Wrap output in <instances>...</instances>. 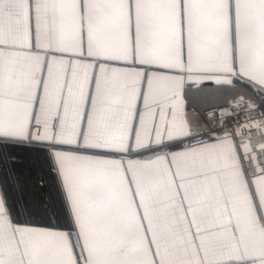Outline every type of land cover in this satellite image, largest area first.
<instances>
[{
  "label": "snow or ice",
  "instance_id": "1",
  "mask_svg": "<svg viewBox=\"0 0 264 264\" xmlns=\"http://www.w3.org/2000/svg\"><path fill=\"white\" fill-rule=\"evenodd\" d=\"M0 264H264V0H0Z\"/></svg>",
  "mask_w": 264,
  "mask_h": 264
},
{
  "label": "crops",
  "instance_id": "2",
  "mask_svg": "<svg viewBox=\"0 0 264 264\" xmlns=\"http://www.w3.org/2000/svg\"><path fill=\"white\" fill-rule=\"evenodd\" d=\"M208 85H205L207 87ZM192 89V99L188 107V111L195 112L198 117L201 118V121H195L192 120L193 127L200 126V123H210V120L208 119V113L213 109V106L208 103L204 102L201 99V94L196 91L197 85H191Z\"/></svg>",
  "mask_w": 264,
  "mask_h": 264
},
{
  "label": "built area",
  "instance_id": "3",
  "mask_svg": "<svg viewBox=\"0 0 264 264\" xmlns=\"http://www.w3.org/2000/svg\"><path fill=\"white\" fill-rule=\"evenodd\" d=\"M214 110H215V109L213 108L210 112H212V111H214ZM189 115L192 116V115H193V112H192V111H189ZM193 120H195V121L198 122V121H201V118L197 116V118H195V119H193ZM210 123H212V121H210ZM210 123H200V125H201V124H203V125H208V124H210Z\"/></svg>",
  "mask_w": 264,
  "mask_h": 264
}]
</instances>
